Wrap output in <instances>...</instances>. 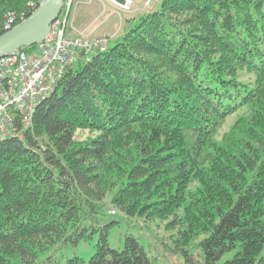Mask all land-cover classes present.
Wrapping results in <instances>:
<instances>
[{
    "label": "trees",
    "instance_id": "16d2710c",
    "mask_svg": "<svg viewBox=\"0 0 264 264\" xmlns=\"http://www.w3.org/2000/svg\"><path fill=\"white\" fill-rule=\"evenodd\" d=\"M34 1L0 0V35ZM157 1L0 141V264L93 236L88 264H156L130 235L111 247L107 205L167 221L185 264H264V0Z\"/></svg>",
    "mask_w": 264,
    "mask_h": 264
},
{
    "label": "built area",
    "instance_id": "2783aa9c",
    "mask_svg": "<svg viewBox=\"0 0 264 264\" xmlns=\"http://www.w3.org/2000/svg\"><path fill=\"white\" fill-rule=\"evenodd\" d=\"M38 1L29 3L27 9L33 13ZM108 1L123 11L132 5L130 0H124L123 4ZM152 1L147 0L145 7ZM73 3L74 0H64L50 33L32 52L16 51L0 58V141L22 138L24 130L31 126L37 106L53 92L65 69L75 63L80 54L89 60L92 55L107 50L105 37L67 36V19ZM25 19V13H9L2 30L7 32Z\"/></svg>",
    "mask_w": 264,
    "mask_h": 264
},
{
    "label": "rangeland",
    "instance_id": "374dc122",
    "mask_svg": "<svg viewBox=\"0 0 264 264\" xmlns=\"http://www.w3.org/2000/svg\"><path fill=\"white\" fill-rule=\"evenodd\" d=\"M109 2L108 0H105ZM89 3H93V0H88ZM150 3V8L147 6L140 11L132 12V7L127 10H119L116 8L118 12H115L110 19V24H114V27L111 31H117L115 34V38L111 39L109 42V47L114 46L121 38V36L134 25V21L130 22L127 20L128 17H132V19L138 18L145 11H153L158 8V1L153 0ZM110 3V2H109ZM111 4V3H110ZM113 5V4H112ZM124 12V13H123ZM112 14L111 10H107L106 14L103 18ZM126 13V14H125ZM111 28V27H110ZM106 38V37H105ZM108 39V38H107ZM233 123L232 119H229L228 122L223 126L221 133L227 131L229 126ZM220 133V134H221ZM96 135L88 133L86 131L76 132L74 138L76 141H87L90 138H94ZM115 192H111L107 195V202L111 199ZM106 221L107 222H118V226L110 235V245L113 249L119 251L122 244V237L125 235H130L136 238L143 248L146 256L154 261L156 264H185V260L181 251L178 250L176 246L177 239V229L168 227L167 221H147L145 219H128L123 214L118 211L113 210L108 205L106 206ZM96 236H93L92 240L89 241H81L77 244V246H63L62 248L58 247L46 255L42 256L39 259L40 264H65L66 261L78 258L83 264H88L91 256L94 253V246L96 243ZM192 254L197 256L198 250L192 249L190 250ZM226 258H223L221 262H223Z\"/></svg>",
    "mask_w": 264,
    "mask_h": 264
},
{
    "label": "water",
    "instance_id": "95a60500",
    "mask_svg": "<svg viewBox=\"0 0 264 264\" xmlns=\"http://www.w3.org/2000/svg\"><path fill=\"white\" fill-rule=\"evenodd\" d=\"M123 4L124 0H112ZM64 0H39L36 10L24 21L0 35V58L41 43L61 14Z\"/></svg>",
    "mask_w": 264,
    "mask_h": 264
},
{
    "label": "crops",
    "instance_id": "0c3cea01",
    "mask_svg": "<svg viewBox=\"0 0 264 264\" xmlns=\"http://www.w3.org/2000/svg\"><path fill=\"white\" fill-rule=\"evenodd\" d=\"M130 1L133 5L132 12H137L144 8V3L147 0ZM153 3L151 6H154ZM107 10H111L112 14L110 13V17L103 18ZM115 12H118L115 6L105 0H93V3H89L88 0H74L67 19L66 34L72 38L81 35L90 38L106 37L110 42L117 33V31H111L115 23L110 24V19ZM131 18L128 17L127 20L129 21Z\"/></svg>",
    "mask_w": 264,
    "mask_h": 264
}]
</instances>
